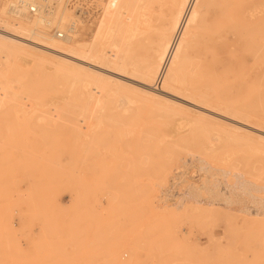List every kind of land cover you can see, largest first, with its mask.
Listing matches in <instances>:
<instances>
[{
	"label": "rangeland",
	"instance_id": "obj_1",
	"mask_svg": "<svg viewBox=\"0 0 264 264\" xmlns=\"http://www.w3.org/2000/svg\"><path fill=\"white\" fill-rule=\"evenodd\" d=\"M7 3L0 264H264V0H110L70 39L120 70L37 49Z\"/></svg>",
	"mask_w": 264,
	"mask_h": 264
},
{
	"label": "bare ground",
	"instance_id": "obj_2",
	"mask_svg": "<svg viewBox=\"0 0 264 264\" xmlns=\"http://www.w3.org/2000/svg\"><path fill=\"white\" fill-rule=\"evenodd\" d=\"M17 2L18 0H8V3L6 5H4V9H6L8 6H11L14 8V11L15 12H19L21 13L23 11V9L21 7H18L17 6ZM54 7V6H53ZM54 9V8H53ZM3 10L0 9V13L2 12ZM33 15H37L36 18H34V20H32L30 26H23V25H18V27L23 31H30L31 33H33L34 35V40H32V43L36 44V48L41 50V51H44L46 53H50L56 57H60L61 59H67L70 60L69 58H74V59H78V60H82V61H86L88 63H91L93 65H95L94 63L90 62V60H88L87 58H89L87 55L88 54H93V55H96L97 58L103 62L105 65L107 66H110L111 68H114V69H117V70H120V69H123V68H128L127 66V63L123 62V60L119 59V57H117V55H113V56H107L105 55L106 54V51H105V54L103 51H101L100 49H96L95 51L93 52H90L89 50V46L88 44L86 43H80V42H77L75 41L73 38L70 39V34H67L68 36L66 38H60V39H66L67 41H69L68 43L67 42H62L61 40H54L55 38L54 37H57L56 34H54L53 36H45L44 34L40 33V32H36L34 31L31 27L36 25L37 23H44L43 20L45 19L43 13H35ZM1 20V19H0ZM26 20V19H25ZM24 21V20H23ZM31 21V20H30ZM27 22V21H26ZM8 30V29H7ZM108 32H111V30H113V28L111 26L108 27ZM68 32L70 31L69 29L67 30ZM7 32V31H6ZM54 33V32H53ZM14 36L17 35V34H13ZM2 36V35H1ZM6 37V36H4ZM14 39V38H13ZM13 39H10L11 41H13ZM16 40V39H15ZM30 40V39H29ZM19 41V40H18ZM17 41V42H18ZM24 43V42H23ZM29 45V44H28ZM112 45V48L116 49L118 48L116 42H112L111 43ZM1 48H5L4 46L1 47ZM112 49H110L111 51ZM107 53H109V51H107ZM73 63H76V62H73ZM78 63V62H77ZM79 65V64H78ZM99 66V65H98ZM101 66V65H100ZM99 66V67H100ZM86 67V66H85ZM102 69H105L102 68ZM107 71H110V72H114V71H111L110 69H106ZM96 71V70H95ZM116 78V77H115ZM127 78V77H126ZM114 79V78H113ZM130 79V78H129ZM131 80V79H130ZM95 82V81H94ZM137 82V81H136ZM139 82V81H138ZM94 85V84H93ZM151 87V86H150ZM103 85L102 84H96L92 90L94 91H99V90H103ZM2 90L0 91V102L2 103L1 101V95L3 96V91L6 92L7 90L5 89V87L1 88ZM9 89V87H8ZM4 106V105H2ZM1 107V106H0ZM1 124V123H0ZM2 129V128H1ZM3 136V135H2ZM6 143V142H4ZM7 145V144H6ZM205 184V183H204ZM192 189V188H191ZM212 190V189H211Z\"/></svg>",
	"mask_w": 264,
	"mask_h": 264
},
{
	"label": "built area",
	"instance_id": "obj_3",
	"mask_svg": "<svg viewBox=\"0 0 264 264\" xmlns=\"http://www.w3.org/2000/svg\"><path fill=\"white\" fill-rule=\"evenodd\" d=\"M57 0H18L17 6L23 9L24 14L33 15L35 13H43L45 15H50L53 11V5ZM110 0H76L70 4L74 10V19L70 20L68 25L69 32L60 31L56 29L54 34L60 38H66L68 35L76 32V24L78 21H92L102 15L104 5ZM52 5V6H51ZM53 34V35H54Z\"/></svg>",
	"mask_w": 264,
	"mask_h": 264
}]
</instances>
